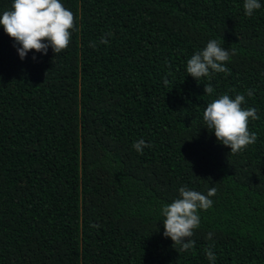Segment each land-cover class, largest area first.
Returning a JSON list of instances; mask_svg holds the SVG:
<instances>
[{
	"label": "trees",
	"instance_id": "1",
	"mask_svg": "<svg viewBox=\"0 0 264 264\" xmlns=\"http://www.w3.org/2000/svg\"><path fill=\"white\" fill-rule=\"evenodd\" d=\"M259 2L249 17L244 0H61L69 47L25 59L0 25V264H210L209 248L215 264H264ZM212 39L235 50L229 73L198 82L187 61ZM224 94L259 116L237 154L203 121ZM184 186L216 195L179 253L161 209Z\"/></svg>",
	"mask_w": 264,
	"mask_h": 264
},
{
	"label": "clouds",
	"instance_id": "2",
	"mask_svg": "<svg viewBox=\"0 0 264 264\" xmlns=\"http://www.w3.org/2000/svg\"><path fill=\"white\" fill-rule=\"evenodd\" d=\"M243 7L245 14L251 17L262 5L259 0H244ZM74 21L73 12L65 8L61 0H13L12 9L0 16V25L14 39L16 45H19L17 51L21 59H25L32 50L45 55L49 47L56 55L66 50L72 40ZM100 42L107 44L108 40L101 39ZM91 46L96 45L93 42ZM234 54V49H226L219 41L212 39L203 50L197 51L187 61L186 71L198 82L213 72L228 74L226 62ZM164 83H169L167 78ZM205 85V93L211 95L214 92L213 86ZM252 95L253 92L249 90L248 96ZM244 102V95H237L233 99L224 94L208 103L203 112L205 127L214 132L219 143L230 148L231 154L242 152L257 140V134L249 131V121L259 119L257 110L243 108ZM149 146L144 140L133 144V148L141 154ZM179 194L180 198L162 207L161 215L164 217L163 235L171 238L173 246L180 253L194 248L195 241L192 237L200 227L199 212L212 207L213 200L210 197L216 195V188H211L205 195L184 186L179 188ZM213 235L209 233L206 238L211 241ZM207 258L210 264H215L216 257L211 248L207 250Z\"/></svg>",
	"mask_w": 264,
	"mask_h": 264
}]
</instances>
